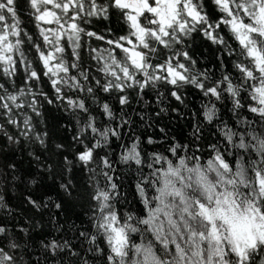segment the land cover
<instances>
[{
	"label": "snow or ice",
	"instance_id": "6c2138e0",
	"mask_svg": "<svg viewBox=\"0 0 264 264\" xmlns=\"http://www.w3.org/2000/svg\"><path fill=\"white\" fill-rule=\"evenodd\" d=\"M26 3L38 38L22 27L17 0H0V152L30 147L28 155L40 165L39 181L31 184L47 174L58 187L59 202L25 196L34 214L42 219L55 209L54 222L75 196L86 201L89 226L71 225L79 249L67 238L42 239L45 262L264 264V0ZM110 14L122 22L123 34L85 27ZM197 35L216 46L219 75L201 70L192 50ZM93 40L101 43L91 46ZM192 90L202 98V111L188 143L165 147L151 135L126 132L133 102L147 103L152 93L157 116L168 113L166 101H175L170 110L179 113ZM45 102L75 122L70 142H54L39 128ZM221 106L234 123L221 118ZM203 125L216 128V141L203 143ZM114 141L120 151L113 156ZM77 167L87 174L86 184L75 181ZM122 168L135 173L138 208L121 191ZM15 169V163L3 165L0 185L18 179ZM6 191H0V209H7ZM29 223L17 233L0 222V264H41L19 234L32 239L37 225Z\"/></svg>",
	"mask_w": 264,
	"mask_h": 264
},
{
	"label": "trees",
	"instance_id": "16d2710c",
	"mask_svg": "<svg viewBox=\"0 0 264 264\" xmlns=\"http://www.w3.org/2000/svg\"><path fill=\"white\" fill-rule=\"evenodd\" d=\"M18 3V15L21 20L22 27L28 31L31 35L38 38V32L35 28V24L28 14V7L26 0H17ZM89 30L96 31L98 33L108 35V29L112 30L113 35H120L122 28L124 27L122 22L115 15L110 14L108 20L93 19L92 23L85 25ZM88 40L87 37L84 38ZM101 42L91 41V46H97ZM192 50L195 52V58L198 60L201 70L207 68L208 70H215L219 75V65L216 57V46L212 45L210 41L205 40L202 36L197 35L193 42ZM31 55V53H29ZM85 59V66H89L90 61L88 59V53H83ZM227 59V58H226ZM229 67H231L229 63ZM45 91L52 95V90L49 87L44 88ZM147 103L133 102L130 109H126L128 118L133 122L131 127L126 129V132H130L133 136H141L142 139L151 135L154 139L161 141L166 147L167 143L179 142L188 143L192 139L190 133L193 130V126L197 122L198 112L202 111V98L199 93L192 90L186 93V103L188 107L182 105L179 106V113L171 112V107H176L175 101L165 102V107L169 109L168 113H161L159 116L156 112L159 111V106L156 103L155 96L152 93L146 97ZM114 105V109L118 110L119 105L115 101H111ZM42 116L36 118L38 126L41 129L48 130L54 138V142L69 138L73 135L75 122L71 119L70 115L65 113L56 104L48 105L46 102L41 108ZM141 115L144 119L141 120ZM221 118L224 121L235 122L231 116L230 111L227 108L221 106L220 111ZM203 123L202 115L199 117ZM42 121V122H41ZM164 129V132H161ZM203 143L209 141H216L218 133L214 126L203 125ZM128 136H125V140ZM119 141H114L112 145L111 155H115L120 149L117 147ZM155 148H159V145L148 146V150L151 151ZM31 151L30 147L20 149L18 146L13 145L7 147L5 152H0V169L3 165L8 163H15L16 169L14 175L18 179H9L5 185H0V191L3 187H7L6 192H2L4 200L7 204V209H0V222H3L4 226L9 229L10 232H19V228L30 227L34 223L37 225L36 230L31 233L32 239L23 236V233H19L24 240L28 242L30 254L32 260H40L41 264H60V260L56 258H49L45 262L43 252L41 250V240L51 239L53 236L70 239L73 244L79 249L80 242L72 239L75 234V229L71 228V225L75 224L77 228L84 229L89 227L87 224V216L84 215L87 205L86 201L77 199L75 196L72 198L65 212H61L54 222H50V217L55 213L53 209L52 213H48L45 210L43 218H40L39 213L34 214V210H30V206L27 205L25 196L33 194L37 197L51 195L53 200L59 202L57 196V188L51 187L54 183L53 180L45 178L42 183L36 185L31 184V180L36 178L39 181L38 173L40 172V165L28 155ZM71 154V150L69 152ZM11 175V170H8ZM121 179L118 181L122 185L121 191L124 194V198L129 201H134L135 207H140L138 201L134 199L135 193V173L130 172L126 168H122L118 173ZM75 181L79 184H86L87 174L82 172L78 167L74 169ZM59 184V179L55 181ZM8 210H11L12 215H8ZM83 221V223H82ZM68 257L63 258V264H67Z\"/></svg>",
	"mask_w": 264,
	"mask_h": 264
}]
</instances>
